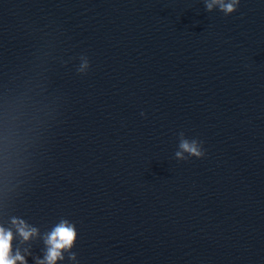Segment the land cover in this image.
I'll return each instance as SVG.
<instances>
[{"label": "water", "instance_id": "obj_1", "mask_svg": "<svg viewBox=\"0 0 264 264\" xmlns=\"http://www.w3.org/2000/svg\"><path fill=\"white\" fill-rule=\"evenodd\" d=\"M61 220L56 264H264V0H0V227Z\"/></svg>", "mask_w": 264, "mask_h": 264}, {"label": "clouds", "instance_id": "obj_2", "mask_svg": "<svg viewBox=\"0 0 264 264\" xmlns=\"http://www.w3.org/2000/svg\"><path fill=\"white\" fill-rule=\"evenodd\" d=\"M204 3L207 11H212L214 7H218L225 15H229L237 10L240 0H204ZM82 61L78 69L81 73L85 72L90 66L87 58L82 57ZM179 137L178 150L175 152L176 159L187 160L189 157L202 158L205 155L202 142L196 139L189 140L185 138L183 132L179 134ZM12 224L24 241H28L37 235L38 230L30 227L24 220L13 218ZM76 238L75 225L68 220H61L45 236L44 241L47 246V252L44 259H37L36 264H56L57 260L63 259L62 252L72 248ZM12 240V231L0 227V264H17V261L20 264H27L25 257L20 255L19 251H17L15 256L12 255ZM71 258L75 259V255L72 254Z\"/></svg>", "mask_w": 264, "mask_h": 264}]
</instances>
